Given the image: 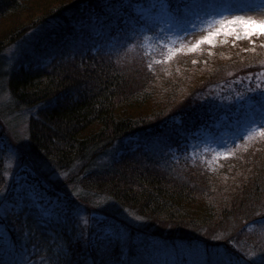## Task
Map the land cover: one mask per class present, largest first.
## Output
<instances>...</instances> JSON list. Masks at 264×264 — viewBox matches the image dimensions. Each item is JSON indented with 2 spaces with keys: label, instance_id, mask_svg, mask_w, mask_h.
Masks as SVG:
<instances>
[{
  "label": "trees",
  "instance_id": "16d2710c",
  "mask_svg": "<svg viewBox=\"0 0 264 264\" xmlns=\"http://www.w3.org/2000/svg\"><path fill=\"white\" fill-rule=\"evenodd\" d=\"M138 1L141 0H0V53L21 32L47 23L54 26L35 37L29 51L8 72H0V91L8 99L7 109L37 107L27 123L26 144L31 161L36 163L33 182H46L48 187L42 191L55 197L60 196L52 193L54 186L68 190L74 182H80L88 192L105 195L115 202L119 210H129L133 221L139 222V228L153 238L162 236L165 240L180 241L182 238L201 246L208 251L204 259L208 264H224L215 253L211 259V251H233L246 257L243 251L248 246L260 255L264 251V238L242 242L239 237L244 232L250 234L245 231L248 225L256 230L264 226V147L254 151L257 156L254 152L239 155L226 166L237 170L240 176L229 186L223 182L225 177L232 176L230 173L207 170L187 156L160 160L144 153L136 160L135 153L128 151L116 156L108 167H96L102 153L115 142L141 134L175 137L178 134L173 120L170 121L172 117L189 126L205 110L213 109L205 104L200 107L202 103L197 102L186 108L182 102L170 105L191 92L190 75L198 72L194 69L181 68L180 73L171 71L167 75L151 73L155 70L148 66L146 69L151 72L140 65L122 68L114 61V48L120 49V43L108 47L102 44L103 35L97 37L102 45L94 50L75 47V39L88 37L84 22H90L91 17L95 22L102 20L115 10L125 13ZM166 2V9L173 12L181 4L179 0ZM22 18H27V23L20 26ZM63 35L72 37L73 51L61 39ZM254 63L243 62L239 67L255 66ZM203 74L190 97L202 86L198 83L209 78ZM218 114L217 111L214 116ZM2 128L1 124L0 132ZM253 136L264 137L258 133ZM245 141L230 146L228 153ZM18 152L27 156V159L21 156L22 160H29L27 151L19 148ZM64 173H69L67 185L59 179ZM6 180L0 162V208L6 198L7 203L10 201L6 193L1 196L10 183ZM62 191L68 196V192ZM90 199L82 196L76 203L90 211ZM5 210L7 215L0 218L6 228L4 238L28 242L35 248L39 264H87L92 258L90 244L75 235L73 228L56 223L47 225L32 215L36 213L34 210ZM135 261L140 260L134 256Z\"/></svg>",
  "mask_w": 264,
  "mask_h": 264
},
{
  "label": "rangeland",
  "instance_id": "374dc122",
  "mask_svg": "<svg viewBox=\"0 0 264 264\" xmlns=\"http://www.w3.org/2000/svg\"><path fill=\"white\" fill-rule=\"evenodd\" d=\"M166 1L141 0L125 13L115 10L109 17L105 15L102 20L96 22L94 17H91L90 22L83 24L87 27L88 37L75 39V47L78 50H94L99 44L106 43L110 47L119 42L121 48H114V61L122 68L132 69L140 65L143 70L148 71L146 67L151 65V71L155 70H149L151 73L162 72L167 75L171 71L180 73L178 71L181 68L194 69L198 72L190 75L189 83L193 80V86L189 89L191 92L188 95L186 92L179 101L173 100L170 105L182 102L186 108L197 102L203 104L200 107L205 104L213 109L205 110V114L199 115L189 126H184V123L172 117L170 121L173 120L171 122L178 134L175 137L158 138L141 134V137H130L129 140L115 142L102 153L96 161V167H108L116 156L128 151L135 153L136 160L144 153L160 160L187 156L205 166L207 170L230 173L232 176L225 177L223 182L229 186L240 176L237 170L235 172L226 166H230L235 157L249 155L250 152L260 151L264 147V137L254 139L253 135L256 133L250 136L254 128L264 126V35L245 37L240 26L232 24L227 25V28H235L240 32V39H236L234 34L225 35L221 32L214 38L213 44L205 42L195 51H190L189 48L209 31L221 27V20L227 21L237 16L264 19V11L261 10L264 0H179L181 4L175 12L166 9ZM19 22L20 26L26 24L27 18H22ZM52 28L53 24L47 23L26 31L27 33L21 32L16 41L1 51L0 72H8L19 57L29 51L34 38ZM101 35L104 37L102 44V40L97 38ZM61 37L69 43L73 51L72 37ZM177 48L182 51L168 59L170 49ZM251 61L255 62V66L239 67L243 62ZM202 74L209 78L198 83L202 86L195 96L190 97ZM7 102L8 99L1 90L0 126L2 124L3 128L0 132V162L3 164L5 179L10 182L5 188L7 192L4 190L1 196L4 197L6 193L5 196H8L10 201L7 203L5 197L6 200L0 208V218L4 219L7 215L6 208L15 211L27 209L36 211L32 215L37 216L39 221H45L47 225L55 226L56 223L64 225L66 229L73 228L75 235L82 236L85 242L88 241L93 251L87 264H95L96 260H100L98 264L209 263L204 260L208 251L203 250L201 246L183 241L182 238L181 241L167 239L177 243L164 242L167 240L162 236L153 238L139 228L140 223L133 221L129 210H119L115 202L105 195L88 192L80 182L73 181L74 186L68 187V190L63 189L65 187L56 189L46 178L55 188L52 193L59 194L60 197L46 195L42 190L48 187L47 183L33 182L36 163L31 161V152L26 144L28 118L36 113L37 107L32 110L7 109ZM217 111L219 114L214 116ZM244 139L247 140L244 145L233 148L229 156L227 149ZM19 148L27 151L30 157L28 162L22 160L21 156L23 159H27V156L20 154ZM255 152L253 155L257 156ZM59 179L67 185L68 179L70 180L69 173L61 174ZM219 185L221 184H217ZM62 190L68 192V196H65ZM82 196L91 198L90 211L88 207L86 210L84 206H78L76 203ZM3 219L0 222V264H39L40 259L35 257V248L29 246L28 242H15L12 238H4L7 234ZM246 228L248 229L245 231L250 234L244 232L239 237L242 242L264 238V226L258 230L250 225ZM164 243H167V247H163ZM246 248L243 252L253 257L260 256L248 246ZM214 253L217 254L214 255L216 258L221 257L224 264L229 260L232 264H238L241 258L240 253L221 250L219 253L211 251V259ZM134 256L140 261L133 263ZM216 261L220 262L219 259Z\"/></svg>",
  "mask_w": 264,
  "mask_h": 264
},
{
  "label": "snow or ice",
  "instance_id": "6c2138e0",
  "mask_svg": "<svg viewBox=\"0 0 264 264\" xmlns=\"http://www.w3.org/2000/svg\"><path fill=\"white\" fill-rule=\"evenodd\" d=\"M261 10L264 11V6H261ZM221 27L216 28L215 31H209L207 35L202 36L199 40H197L194 44H192L189 48L190 51H195L197 48L200 47L201 44L207 42L208 44H213L214 38L218 36L221 32H224L225 35L234 34L236 39H240V32L236 31L235 28L228 29L227 25L238 24L241 30L244 33L245 37H252L253 35L261 36L264 35V19H255L253 17H233L231 20H221L220 21ZM195 27V25H193ZM235 43V41H233ZM255 43V41H253ZM254 50V49H253ZM182 51V49H170L168 59H171L173 55L177 52ZM151 67V65H149ZM258 133L261 136H264V126L259 128H254L253 133H250V136ZM245 256L248 258L245 259L241 257L239 259L238 264H264V251L260 254L259 257H253L248 253H245ZM227 264H232V261L229 260Z\"/></svg>",
  "mask_w": 264,
  "mask_h": 264
}]
</instances>
